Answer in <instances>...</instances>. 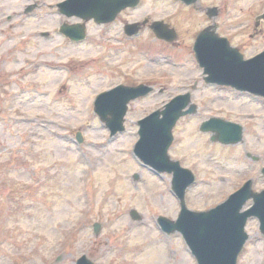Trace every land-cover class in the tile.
<instances>
[{"label":"rangeland","instance_id":"rangeland-1","mask_svg":"<svg viewBox=\"0 0 264 264\" xmlns=\"http://www.w3.org/2000/svg\"><path fill=\"white\" fill-rule=\"evenodd\" d=\"M12 1L0 0V264H76L83 254L95 264H198L182 235H167L158 224L160 215L176 220L181 210L172 174L156 173L133 153L137 119L183 93L201 73L192 34L165 50L153 40H138L134 54L119 55L107 39L104 47L66 40L58 27L80 19L60 13L63 0H16V8ZM219 1L224 0L214 4ZM145 3L173 10L165 0ZM263 12L264 0L231 1L223 28L233 45L252 41L249 54L264 48V34L255 40L249 35ZM87 28L88 40L99 35L97 25ZM107 50L112 63L126 62L130 78L135 74L154 86L150 95L130 103L126 129L115 136L94 111L97 95L127 77L99 67ZM15 53L18 62L11 66ZM208 90L195 92L199 113L178 123L170 148L196 174L186 202L199 210L224 202L248 179L254 191L264 190V99ZM214 115L242 124L244 142L214 143L212 133L199 128ZM251 205L252 200L245 208ZM133 209L141 220L131 217ZM246 231L249 240L238 264H264L258 219L250 218Z\"/></svg>","mask_w":264,"mask_h":264},{"label":"water","instance_id":"water-1","mask_svg":"<svg viewBox=\"0 0 264 264\" xmlns=\"http://www.w3.org/2000/svg\"><path fill=\"white\" fill-rule=\"evenodd\" d=\"M138 2L139 0H65L58 6L60 12L68 16L76 15L85 20L94 18L97 22H110L122 9ZM259 18H264V14ZM70 29L66 24L61 28L66 35L83 37L82 26L77 27L78 32L71 33ZM157 31L159 33V30ZM208 37L214 41H208ZM217 41L224 43L225 47ZM195 50L201 65L205 67V72L209 74L207 80L264 96V52L244 60L237 49L229 47L226 39H220L207 32L199 35ZM151 90L146 86L133 89L117 88L99 96L96 112L111 129L112 135L125 129L124 116L128 102L148 94ZM189 99V95L176 97L167 105V109L161 112L163 119L158 117L160 112L157 111L142 120L141 138L135 151L159 172L174 173L173 189L180 199L182 210L176 221L160 217L162 228L167 233L180 232L199 264H237L238 256L248 238L245 226L250 217L259 219L260 230L264 234V190L254 192L250 180L215 208L207 211H193L187 208L186 188L195 178L189 170L181 168L178 162L170 161L168 149L173 141L172 129L177 120L186 113L194 112V105L188 111H182L188 105ZM233 124L213 118L202 124V130L217 131L213 140L236 143L242 139V127ZM78 140L82 141L80 134ZM249 199H253L254 204L242 211ZM131 216L137 220L141 219L137 210H132ZM95 230H100L99 224H95ZM77 264L93 263L86 256H82Z\"/></svg>","mask_w":264,"mask_h":264},{"label":"flooded vegetation","instance_id":"flooded-vegetation-1","mask_svg":"<svg viewBox=\"0 0 264 264\" xmlns=\"http://www.w3.org/2000/svg\"><path fill=\"white\" fill-rule=\"evenodd\" d=\"M215 0H165L169 4V6L173 7V10L168 12L166 10V6H161L159 10L152 8L151 6H147V3H139L135 7H130L122 10L116 17V19L111 23H97L94 20H90L85 24L86 29V38L83 41H72L69 37H66V40L70 41L72 44L80 45L82 43L88 42V44L98 45L101 47L105 46V43L102 44L104 39L111 41L114 44V47L117 48V53L119 55H128L135 53V42L140 40L141 42H147L148 40H153V42L160 44L161 49H166L168 46H180L182 40H185V35L192 34L193 45L191 44V52L192 49L194 51V58L196 60L197 65L200 67L198 60L196 59L195 54V42L201 31L209 29V31H215L218 33L220 37H227L232 39L230 36V30L228 28H223L224 25L230 20V1L224 0L221 4H214ZM213 7H217L216 14L211 15L210 9ZM158 22L164 23L162 26L157 24ZM202 22L206 24L201 28H197L201 25ZM74 23V22H73ZM76 23V22H75ZM92 23L93 26L97 25L98 36H91L88 40V24ZM254 29L249 32L251 40H255L257 38H261L264 34V27H262L263 20L256 21V18L253 20ZM159 30V33L158 31ZM113 31V34L111 33ZM102 39V40H100ZM88 40V41H87ZM232 43V42H231ZM242 46L240 47L241 52L244 53L246 58L252 57L255 54L262 51L264 48H261L251 54L247 53L245 49L253 47L252 41H249L248 45H235ZM138 48H144L143 43L138 45ZM244 48V50H243ZM115 51V50H114ZM111 55H108V50L104 52L103 56L99 57L100 62L99 67H103L106 69H112L115 77L125 76L122 81H118L111 85V87H115L118 85L125 86H138L141 84L151 85L150 80H136L135 74L128 76L129 74L125 72L126 62L121 61L119 63H112L109 58ZM201 68V67H200ZM127 69V68H126ZM202 69V68H201ZM194 77V76H193ZM205 74L203 70L199 76H196L191 82L187 83L183 93L191 94V104H197L196 112L190 115H186L182 117L178 123L183 118L194 117L199 113L200 105L195 100L196 91H202L204 89L209 90H230L229 86L218 85L216 83L207 82L205 79ZM192 78L189 77V79ZM160 80L165 79L164 76H159ZM153 86V85H152ZM154 88V86H153ZM208 90V93L210 91ZM235 91L234 89H231ZM207 91V90H205ZM196 92V93H195ZM237 92V91H235ZM182 93V92H180ZM238 93V92H237ZM179 94V93H178ZM165 102L162 107L166 105ZM177 123V125H178Z\"/></svg>","mask_w":264,"mask_h":264},{"label":"bare ground","instance_id":"bare-ground-1","mask_svg":"<svg viewBox=\"0 0 264 264\" xmlns=\"http://www.w3.org/2000/svg\"><path fill=\"white\" fill-rule=\"evenodd\" d=\"M11 6H12V8H16L17 7L16 6V0L12 1ZM12 47H13V49H15V47H16L15 44H13ZM16 54L17 53L14 54V57L11 59V62L9 63L11 66H14V64L18 62V59H17L18 55H16Z\"/></svg>","mask_w":264,"mask_h":264}]
</instances>
